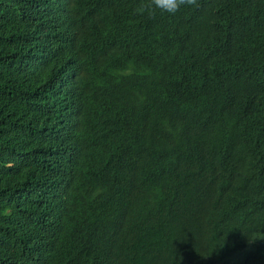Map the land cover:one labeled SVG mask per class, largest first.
<instances>
[{
	"label": "trees",
	"instance_id": "obj_1",
	"mask_svg": "<svg viewBox=\"0 0 264 264\" xmlns=\"http://www.w3.org/2000/svg\"><path fill=\"white\" fill-rule=\"evenodd\" d=\"M147 2L0 0V264H264V12ZM74 141L85 171L42 168Z\"/></svg>",
	"mask_w": 264,
	"mask_h": 264
},
{
	"label": "clouds",
	"instance_id": "obj_2",
	"mask_svg": "<svg viewBox=\"0 0 264 264\" xmlns=\"http://www.w3.org/2000/svg\"><path fill=\"white\" fill-rule=\"evenodd\" d=\"M256 7L247 11L243 15L244 22L249 25L261 24L263 22V9L264 0H256ZM191 5L198 7V0H148L140 7L141 13H147L149 15L155 14L157 10L160 12H166L169 14H175L182 6ZM122 9L113 8L109 4H98L95 7V16L97 20H103L104 22L115 23L120 21L123 14ZM229 48L231 49H243L246 43V36L241 30L229 29ZM81 44L78 39L66 40L60 47L59 56L61 61L65 63V59L68 55L81 54ZM219 65H225L228 61V57L215 58ZM48 101L51 103L53 109L61 115H72L68 105L55 95H50ZM77 141V140H76ZM53 163L50 166L41 164L42 168L49 171L54 176L62 172L65 164H71L80 170L85 171L88 167L89 161L82 155L79 148L76 146L75 141L71 143H63L61 145L60 156L52 158ZM193 162V161H188ZM196 165V164H195ZM196 168H198L196 166ZM212 192H217V189H213ZM161 256V255H160ZM159 256V257H160ZM158 257L155 259L154 264L157 263ZM34 264H45L43 262H35Z\"/></svg>",
	"mask_w": 264,
	"mask_h": 264
},
{
	"label": "bare ground",
	"instance_id": "obj_3",
	"mask_svg": "<svg viewBox=\"0 0 264 264\" xmlns=\"http://www.w3.org/2000/svg\"><path fill=\"white\" fill-rule=\"evenodd\" d=\"M61 8H62V6H61ZM62 14V13H61ZM84 133V132H83ZM86 133H87V131H86ZM83 137H84V135H83Z\"/></svg>",
	"mask_w": 264,
	"mask_h": 264
}]
</instances>
